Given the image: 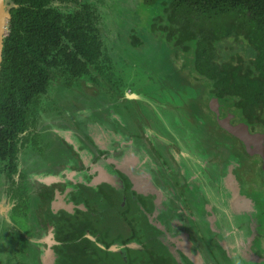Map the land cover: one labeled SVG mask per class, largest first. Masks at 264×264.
<instances>
[{"label": "flooded vegetation", "instance_id": "flooded-vegetation-1", "mask_svg": "<svg viewBox=\"0 0 264 264\" xmlns=\"http://www.w3.org/2000/svg\"><path fill=\"white\" fill-rule=\"evenodd\" d=\"M10 8L7 3L9 13ZM157 17L162 21L155 25ZM168 18L167 14L157 15L151 22V27H157L154 31L166 40L170 31L163 28L169 27ZM10 19L5 38L11 34ZM99 32L102 37L101 29ZM103 51L110 59L104 62L105 73L94 75L90 63L88 74L73 87L63 78L56 81L42 101L38 126L22 135L14 159L12 150L7 160L0 158V228L9 238L2 243L10 246L12 254L6 256V262L14 263L13 251L20 245L13 238L21 233L28 241L25 254L34 258L35 264H46L42 257L49 249L55 252L50 264H60L58 250L68 251L69 245L62 237L77 221L64 226V213L82 211L96 222L85 226L82 238L104 251V264H120L115 260L123 264H242V259L246 264H257L252 254L261 249L264 217L258 198L255 201L243 188L247 181L245 162H255L264 173L262 125L241 116L234 101L228 104L213 94L212 82L194 72V52L185 44L173 53L177 58L186 56V62L178 71L170 62L162 63L165 76L160 73L159 80L151 73L141 75L137 69L141 62L123 65L107 46ZM119 65L124 66L123 75L118 74ZM99 78L105 82L101 90L96 88ZM144 78L151 84L156 82L160 91L141 89L139 83ZM69 95H75L69 99L75 104L73 110L65 106ZM103 96L111 100L95 103ZM61 104L66 113L64 109L60 112ZM184 108L185 115L181 112ZM66 114L69 119L64 120ZM245 126L251 135H263L249 141V149L224 128ZM45 135L52 139L45 140ZM73 135L76 141L69 143L66 138ZM47 152L58 156L53 171L44 170L51 165L43 156ZM41 164L45 168L34 170ZM69 173L79 174L80 179H69ZM260 175L264 179V174ZM42 177L61 179L48 185ZM23 182L24 193L41 205L39 230L28 222L31 230L26 232L21 222L19 204L23 197L19 192ZM27 218L29 221V213ZM109 219H116L115 224L109 225ZM49 232L54 236L48 242L34 243L42 242ZM222 252L229 263L223 260ZM257 256L262 258L261 264L264 255Z\"/></svg>", "mask_w": 264, "mask_h": 264}, {"label": "trees", "instance_id": "trees-1", "mask_svg": "<svg viewBox=\"0 0 264 264\" xmlns=\"http://www.w3.org/2000/svg\"><path fill=\"white\" fill-rule=\"evenodd\" d=\"M143 1L149 7L163 6L169 17V27L163 29L170 31L167 40L174 45L173 52L187 45L194 52V72L212 82L213 94L228 104L234 101L241 116L264 129V0ZM69 2H7L11 6V34L4 40L0 73L2 161L8 159L9 150L14 159L22 135L33 125L38 126L42 101L56 81L63 78L68 87H73L76 80L88 74L90 63L94 75L105 73L104 62L110 59L103 51L97 10L77 1H73L77 9L67 10ZM157 18L155 25L162 21ZM12 165L15 173L17 165ZM64 214V226L77 221L62 237L69 245L68 251L58 250L60 264H104V251L82 238L85 226L96 224L90 220L91 215L82 211ZM97 220L102 227L103 220ZM109 220V225L115 224L116 219Z\"/></svg>", "mask_w": 264, "mask_h": 264}, {"label": "rangeland", "instance_id": "rangeland-1", "mask_svg": "<svg viewBox=\"0 0 264 264\" xmlns=\"http://www.w3.org/2000/svg\"><path fill=\"white\" fill-rule=\"evenodd\" d=\"M70 1V0H69ZM73 1L81 2V3H88L91 6H94L97 10V13L99 15V28L101 29L102 34V40L104 42V45L107 46L109 51L112 54L114 58L119 57V60L123 63L130 66L132 63L141 62L142 64H138L140 66H137V69H140V74L144 77L148 76L151 73V75L157 76L156 80H159L160 73L165 76V70L162 69V63L164 62H170L171 67L178 71L180 70V67L183 65V61L186 62V56L185 57H175L173 53V47H171L170 44L167 43V40L164 35L161 33L155 32L153 27H151V22L153 20L154 16L157 15H164L165 11L163 10V6L159 5L156 7H149L145 4L143 0H71V2L68 3V5H65L67 7V10H75L78 6L75 5ZM180 55L181 52L179 53ZM150 55V57H149ZM168 58V59H166ZM119 60L117 62H119ZM115 61V60H114ZM119 73L123 75L125 72L124 66L119 65ZM118 69V70H119ZM102 77V76H101ZM153 78V77H152ZM145 79V78H144ZM141 80L139 83V87L141 89L148 88L149 92H159L160 89L156 87L155 84H151L150 80ZM154 80V78H153ZM155 81V80H154ZM105 84L103 79L99 78V85ZM153 86V88L150 90L149 86ZM105 85H102V87ZM99 90V88H97ZM71 92V91H70ZM75 95H69L65 97V106L67 109L73 110L75 104H73L72 100H69L70 97ZM111 100V97L103 96L102 98H99L98 100H94L95 103H101V102H109ZM56 101H58L56 99ZM57 105V104H54ZM60 112H63V109L66 110L63 104H61ZM119 107L116 104H114ZM121 106L124 109V105L121 104ZM58 109L60 108L58 105L56 106ZM116 109V107H114ZM117 110V109H116ZM188 110V109H187ZM118 112V110H117ZM181 112L183 115H185L186 108L181 109ZM122 115V114H120ZM69 119L68 115L66 114V117L64 120ZM65 123V122H64ZM69 124V123H68ZM209 135V134H207ZM217 137L223 138L222 134H216ZM64 136V135H63ZM45 140H51L52 138L50 135L44 136ZM66 140L69 143H74L76 140L74 138V135L71 137L66 138ZM55 146H57L56 141ZM62 144L61 142H59ZM59 147V146H58ZM46 160H50V166L44 167L43 162L41 161V166L36 167L34 170L43 169L48 171H53L54 166L53 164L58 163L57 160V154L56 152L53 153H46V155H43ZM39 161V160H38ZM56 161V162H55ZM246 164V175L244 177L246 178L245 187L243 188L244 192L248 194V196H254L255 201L259 200V204L257 203V206L262 210L263 217H264V179L261 177V173L257 169V164L252 161L245 162ZM1 168V166H0ZM56 170V169H55ZM58 171V168H57ZM79 174L69 173V179L77 181L79 178ZM261 177V178H260ZM43 181H46L47 183H51L54 180H59L61 178L56 177H42ZM1 184V182H0ZM24 184L22 183V186H20V196L23 197L19 204V212L23 216L22 221L23 225L25 227V231L28 232L31 229L29 228L28 222H31L34 227H36L37 230H39L38 226V218L41 213V205H39V200L35 198L34 196L28 197V193L24 190ZM257 185V186H256ZM28 197V198H27ZM17 199V197H16ZM30 215V220L28 221L27 214ZM25 217V219H24ZM109 218V216L107 215ZM144 225V224H143ZM28 228V229H27ZM19 233V232H18ZM36 233H39V231H36ZM9 240L7 237V234H5V229L1 230L0 228V264H35L34 258H30L27 256L26 249H29L27 244L28 241L25 239L21 233L15 236L13 238L15 240L16 244H19V249H16L13 251V259H15L13 262H6L7 255L10 253L8 245H4L2 243L3 239ZM261 244L258 246L261 248L259 251L254 252L252 255L256 258L257 264H260L261 259L257 256L259 254L264 255V238L260 239ZM23 243V244H22ZM22 247L24 249H22ZM224 250V249H223ZM252 251V249H251ZM262 251V252H261ZM32 252V249H31ZM29 253V252H28ZM31 254V253H30ZM12 254H9L11 256ZM223 260H225L227 263H229L227 257L225 256V253L222 252ZM17 260V261H16ZM33 260V261H32ZM239 261L240 263H245V260ZM50 256L46 258V263L50 264ZM261 264H264V259Z\"/></svg>", "mask_w": 264, "mask_h": 264}, {"label": "water", "instance_id": "water-1", "mask_svg": "<svg viewBox=\"0 0 264 264\" xmlns=\"http://www.w3.org/2000/svg\"><path fill=\"white\" fill-rule=\"evenodd\" d=\"M7 2H8V0H0V73H1V67H2V61H3L4 40H5V35H6L7 22L11 18V15L7 10ZM224 128H226V130L228 132H230L233 136L237 137L242 142H244V144L246 145L247 148L249 147V141H251L253 139L258 140V138L260 136L263 137V135H251V133L249 132L248 126H245L242 129H237L238 130L237 132L234 131L235 128H228V127H224ZM243 129L245 131H243ZM62 135H64V133H62ZM261 155L264 156V153L261 152ZM54 182L55 181H52L51 183H47V182H44V183L50 185V184H53ZM56 182H59V181H56ZM53 236H54L53 233L49 232L48 235L47 234L45 235L42 242L39 241V242H34V243L41 245V243H43V242H48V240L52 239ZM52 242H54V241H52ZM51 244H49V246H51ZM54 244H56V243L54 242ZM41 247L44 248L43 245ZM116 250H117V248L114 247L113 251H116ZM47 252L49 254L45 255V253H46V250H45L44 256L42 257V259L44 260L45 263H46V258L48 256H52L55 259V256H54L55 252L53 251V249H49V251H47Z\"/></svg>", "mask_w": 264, "mask_h": 264}, {"label": "bare ground", "instance_id": "bare-ground-1", "mask_svg": "<svg viewBox=\"0 0 264 264\" xmlns=\"http://www.w3.org/2000/svg\"><path fill=\"white\" fill-rule=\"evenodd\" d=\"M234 131H235V132H237L238 130H237V129H235ZM253 140H254V139H253ZM251 141H252V140H251ZM261 142H262V141H261ZM246 148H247V147H246ZM248 149H249V148H248Z\"/></svg>", "mask_w": 264, "mask_h": 264}]
</instances>
